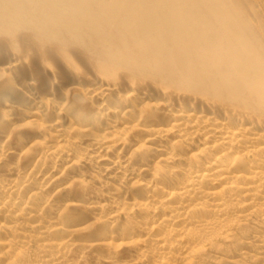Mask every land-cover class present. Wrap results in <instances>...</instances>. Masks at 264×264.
Returning a JSON list of instances; mask_svg holds the SVG:
<instances>
[{
  "label": "bare ground",
  "instance_id": "1",
  "mask_svg": "<svg viewBox=\"0 0 264 264\" xmlns=\"http://www.w3.org/2000/svg\"><path fill=\"white\" fill-rule=\"evenodd\" d=\"M224 2L264 22L0 0V264H264V35Z\"/></svg>",
  "mask_w": 264,
  "mask_h": 264
},
{
  "label": "rangeland",
  "instance_id": "2",
  "mask_svg": "<svg viewBox=\"0 0 264 264\" xmlns=\"http://www.w3.org/2000/svg\"><path fill=\"white\" fill-rule=\"evenodd\" d=\"M238 1H240V0H238ZM248 4H255V2H224V5H223V7H224V9H226V10H229V11H232V13H233V15L232 16H237L238 18H241V19H244V17H247V18H249V19H251L252 20V23L253 24H248V26L251 28V30L252 31H255L256 32V28L258 27L259 28V30H260V28H261V34H263L264 35V31H263V29H262V26H264V22H262V21H258V19H257V17L258 16H256V15H251L249 12H248V10H247V8H246V6L248 5ZM264 7V2H263V4H260L257 8L261 11V9L262 8H260V7ZM257 9V10H258ZM259 10H258V15H260V13H259ZM231 13V14H232ZM257 26V27H256ZM0 64H1V62H0ZM123 83H124V80H123ZM151 82H149V83H147L146 85H151L150 84ZM148 86V87H149ZM152 87V86H151ZM186 94H188L187 93V91H183V92H181L179 95H180V97L182 98V97H184ZM172 95H174V94H172Z\"/></svg>",
  "mask_w": 264,
  "mask_h": 264
}]
</instances>
